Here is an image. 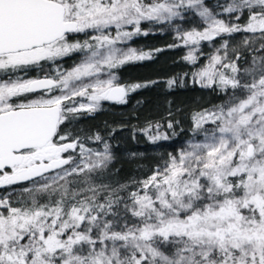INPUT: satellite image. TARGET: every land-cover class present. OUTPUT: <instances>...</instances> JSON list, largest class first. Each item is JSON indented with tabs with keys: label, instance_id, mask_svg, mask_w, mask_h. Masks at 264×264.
<instances>
[{
	"label": "snow or ice",
	"instance_id": "snow-or-ice-1",
	"mask_svg": "<svg viewBox=\"0 0 264 264\" xmlns=\"http://www.w3.org/2000/svg\"><path fill=\"white\" fill-rule=\"evenodd\" d=\"M153 26L224 99L142 178L112 182L111 145L75 125L156 83L116 75L152 58L128 42ZM178 123L142 131L155 144ZM0 264H264V0H0Z\"/></svg>",
	"mask_w": 264,
	"mask_h": 264
},
{
	"label": "trees",
	"instance_id": "trees-1",
	"mask_svg": "<svg viewBox=\"0 0 264 264\" xmlns=\"http://www.w3.org/2000/svg\"><path fill=\"white\" fill-rule=\"evenodd\" d=\"M174 43L179 41L170 32L156 31L147 36L134 37L130 41L131 46L151 52L152 58L131 62L117 69L118 81L124 85L152 81L156 83L130 92L126 97L127 103L123 105L104 102L100 110L85 114L75 125L77 129H83L89 134L100 132L111 145L115 159L107 176L112 182L125 183L142 178L161 162V156H166L183 144L188 137L190 118L195 112L219 104L224 99L222 94L191 83V73L199 64L193 67L184 61V47L170 48L169 45ZM157 49L162 51H156ZM202 50L208 53L207 49ZM72 62L66 60L61 63L66 68ZM203 62L201 59L200 63ZM48 72H51V67L45 64L42 70L32 69L27 75L42 77ZM169 79L177 80L172 88L167 85ZM181 80L185 81L183 87L180 85ZM169 121H179L175 124L178 135L171 140L153 144L142 131L149 124L155 128L158 123L161 132L167 131L171 134L172 130L167 128ZM91 146L97 147L95 144Z\"/></svg>",
	"mask_w": 264,
	"mask_h": 264
},
{
	"label": "rangeland",
	"instance_id": "rangeland-1",
	"mask_svg": "<svg viewBox=\"0 0 264 264\" xmlns=\"http://www.w3.org/2000/svg\"><path fill=\"white\" fill-rule=\"evenodd\" d=\"M177 23L178 24H180L181 22L180 21H177ZM145 27L147 28L148 26L147 25H145ZM162 27H163V30H161L162 29ZM182 27H190V25H184V24H182ZM156 31H161V32H170L171 34H173L174 36H175V32H174V30H173V27H168V26H153L152 27V30L150 31V33H154V32H156ZM128 46L129 47H133V46H131V44H130V41L128 42ZM133 48H135V47H133ZM207 49V51L208 52H210V51H212V48L207 44V43H204V45H203V49ZM137 50H140V49H138V48H136ZM185 49V55H186V53H187V51H188V49L187 48H184ZM144 52H146V51H144ZM137 62V61H136ZM104 103V102H103Z\"/></svg>",
	"mask_w": 264,
	"mask_h": 264
},
{
	"label": "water",
	"instance_id": "water-1",
	"mask_svg": "<svg viewBox=\"0 0 264 264\" xmlns=\"http://www.w3.org/2000/svg\"><path fill=\"white\" fill-rule=\"evenodd\" d=\"M113 103V102H112Z\"/></svg>",
	"mask_w": 264,
	"mask_h": 264
}]
</instances>
